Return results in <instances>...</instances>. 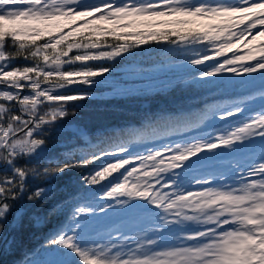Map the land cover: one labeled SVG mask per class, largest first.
I'll return each instance as SVG.
<instances>
[{
  "label": "snow or ice",
  "instance_id": "snow-or-ice-1",
  "mask_svg": "<svg viewBox=\"0 0 264 264\" xmlns=\"http://www.w3.org/2000/svg\"><path fill=\"white\" fill-rule=\"evenodd\" d=\"M153 47L240 94L128 138L52 142L118 59ZM216 118L232 130H200ZM25 200L42 201L36 227L62 219L17 264H264V0H0V234Z\"/></svg>",
  "mask_w": 264,
  "mask_h": 264
},
{
  "label": "trees",
  "instance_id": "trees-1",
  "mask_svg": "<svg viewBox=\"0 0 264 264\" xmlns=\"http://www.w3.org/2000/svg\"><path fill=\"white\" fill-rule=\"evenodd\" d=\"M158 49L153 47L141 53L137 51L133 57L125 56L123 60L116 61V70L110 74L114 76L119 68L127 67L131 64L128 80L124 82L130 85L127 92H108V95H102L106 89L99 84L94 89L95 96L83 101L74 102L79 104L75 109V115H69L59 121L60 131H52L49 135L53 143L57 140L75 141V146H83V140H92L93 142L101 133L113 136L119 133L121 136L128 138L130 134L139 132L145 128L146 122L151 118L155 120L159 116L186 117L190 116L196 119L206 107H219L222 104L240 94V90L236 87H225L222 83H208L201 81L199 83L191 80L185 75V70L174 63H166L157 55ZM243 54V53H241ZM230 55V54H229ZM16 64H22L23 61L17 60ZM136 65H143L147 70L137 71ZM152 66V67H150ZM109 74H105L104 77ZM178 78L186 80V83H179ZM223 79H228L224 77ZM143 81L156 82L149 86H138ZM135 84V85H134ZM260 102L257 100L251 109L253 112L259 108ZM71 111V109H69ZM228 121H221L219 118L205 122L201 131L209 129L225 128L228 131ZM220 134V132H217ZM176 139V137H172ZM163 141H157L160 143ZM69 148L73 147L69 144ZM63 151L60 148H53L52 155H56ZM114 162V161H113ZM99 170V162L93 163L83 170H72L68 175H79L81 171L87 174L90 171ZM111 181L110 177H106L101 184L94 186V190H100L101 185H106ZM29 191L44 186L45 181L42 178H29ZM61 185L63 180L59 182ZM36 204L21 201L17 202L10 220L6 224L8 233L6 235V226L2 234H0V264H17L21 259L23 251L38 248L45 242V236L49 230L58 225L61 218H52L47 225L36 227L29 220L33 211L39 206ZM21 204L28 208V212L24 214L22 223L17 226L13 223L15 220V212L19 210ZM46 211V209H41ZM6 235V236H5ZM16 240V248L13 251L8 250L6 242L8 240Z\"/></svg>",
  "mask_w": 264,
  "mask_h": 264
},
{
  "label": "rangeland",
  "instance_id": "rangeland-1",
  "mask_svg": "<svg viewBox=\"0 0 264 264\" xmlns=\"http://www.w3.org/2000/svg\"><path fill=\"white\" fill-rule=\"evenodd\" d=\"M129 69L127 67L124 68H119L117 73L114 74V76L106 75L103 77L101 80V86H104V88H110L106 89L102 92V95H108V92H127L128 89L130 88V85L124 80H128L129 78V72H127ZM156 82H148V81H143V83H139L138 86L144 87V86H149L153 85ZM135 85V84H134Z\"/></svg>",
  "mask_w": 264,
  "mask_h": 264
},
{
  "label": "water",
  "instance_id": "water-1",
  "mask_svg": "<svg viewBox=\"0 0 264 264\" xmlns=\"http://www.w3.org/2000/svg\"><path fill=\"white\" fill-rule=\"evenodd\" d=\"M9 220H10V216H9V218H8V222H9ZM5 232H6V235H7V233H8V227L6 226V230H5ZM5 235V236H6Z\"/></svg>",
  "mask_w": 264,
  "mask_h": 264
}]
</instances>
